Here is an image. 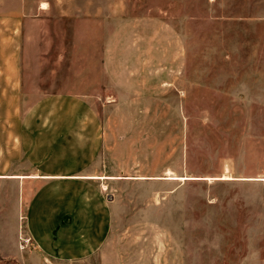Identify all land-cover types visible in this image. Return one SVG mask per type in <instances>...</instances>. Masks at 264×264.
<instances>
[{
  "label": "rangeland",
  "instance_id": "1",
  "mask_svg": "<svg viewBox=\"0 0 264 264\" xmlns=\"http://www.w3.org/2000/svg\"><path fill=\"white\" fill-rule=\"evenodd\" d=\"M0 67L19 117L79 100L102 133L83 263L264 264V0H0ZM11 206L0 264H43Z\"/></svg>",
  "mask_w": 264,
  "mask_h": 264
},
{
  "label": "crops",
  "instance_id": "2",
  "mask_svg": "<svg viewBox=\"0 0 264 264\" xmlns=\"http://www.w3.org/2000/svg\"><path fill=\"white\" fill-rule=\"evenodd\" d=\"M14 78L0 88V220L7 219L10 202L15 222L24 212V231L35 248L31 257L40 255L43 264H85L105 239L101 192L114 180L91 168L102 133L95 120L87 122L86 111L81 115L85 104L79 100L70 102L66 118L44 119L35 106L19 117ZM27 251L19 249L16 259Z\"/></svg>",
  "mask_w": 264,
  "mask_h": 264
},
{
  "label": "bare ground",
  "instance_id": "3",
  "mask_svg": "<svg viewBox=\"0 0 264 264\" xmlns=\"http://www.w3.org/2000/svg\"><path fill=\"white\" fill-rule=\"evenodd\" d=\"M45 6V5H44ZM44 8V7H43ZM102 178H104V177H102Z\"/></svg>",
  "mask_w": 264,
  "mask_h": 264
}]
</instances>
